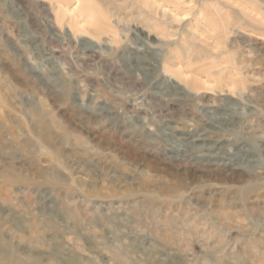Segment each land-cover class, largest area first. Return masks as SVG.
Returning <instances> with one entry per match:
<instances>
[{"label":"rangeland","instance_id":"obj_1","mask_svg":"<svg viewBox=\"0 0 264 264\" xmlns=\"http://www.w3.org/2000/svg\"><path fill=\"white\" fill-rule=\"evenodd\" d=\"M0 264H264V0H0Z\"/></svg>","mask_w":264,"mask_h":264},{"label":"bare ground","instance_id":"obj_2","mask_svg":"<svg viewBox=\"0 0 264 264\" xmlns=\"http://www.w3.org/2000/svg\"><path fill=\"white\" fill-rule=\"evenodd\" d=\"M101 1H104V0H101ZM78 4L80 3H83V0H77ZM102 6L103 3H101ZM66 5H63L62 8H65V12H69L73 15L76 16V18L80 17V16H86V18L89 20V24L91 25V27L88 29V32L87 33H90V30L93 31V34L94 35H97V36H101L103 33H104V22H103V19L101 16H99V14L97 13L96 9H94V7L91 6L90 3H86L85 5L82 4L81 6H77L76 8L74 9H69L67 7H65ZM85 9V10H84ZM112 15L113 14H117V12H111ZM73 35L75 36L76 34L73 33ZM116 35V33H115ZM144 37V36H143ZM153 39V38H152ZM92 48V47H91ZM144 61V60H143ZM145 62V65L144 68L146 70H149L150 67L148 66L149 64H146L148 63V61H144ZM169 62V61H168ZM154 64V63H153ZM160 104V103H159ZM200 138V137H199ZM185 139V142H187L188 145H190L191 141H188L189 139L188 138H183V140ZM203 140H206V139H203ZM193 141V140H192ZM204 143V142H203ZM206 146V145H205ZM207 148V147H206ZM208 149V148H207Z\"/></svg>","mask_w":264,"mask_h":264}]
</instances>
